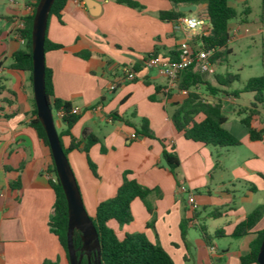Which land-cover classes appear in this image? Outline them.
<instances>
[{
    "label": "crops",
    "instance_id": "crops-1",
    "mask_svg": "<svg viewBox=\"0 0 264 264\" xmlns=\"http://www.w3.org/2000/svg\"><path fill=\"white\" fill-rule=\"evenodd\" d=\"M137 1L143 9L116 0H70L59 17L50 15L48 20L46 37L62 45L45 53L54 97L81 109V117L72 128L77 141H85L88 134L100 139L89 152L98 176L81 148L68 153L84 206L94 217L98 204L115 195L124 172L129 171L142 185L159 187L162 195L155 199L154 227H147L153 216L140 199L132 202L131 223L119 226L110 221L119 237L145 232L176 264H239V256L248 252L255 231L264 227L263 217L250 234L232 236L236 225L264 203V139L251 141L239 114L254 102V93L241 100L242 96L233 94L238 89H231L234 82L227 86L225 77L216 71L214 79L201 72L203 80L220 92L210 94L205 84L199 86V92L209 101H222L225 127L241 143L218 150L186 139L170 118L171 103L182 101L186 95L169 88L167 79L147 67L144 60L145 54L155 48L163 57H177L185 34L175 30L176 21L160 19L161 10L176 9V4L171 0ZM38 2L0 0V264H45L46 260L70 264L49 226L55 202L48 178L52 153L31 126L36 107L33 79L28 71L11 67L14 53L25 47V41L18 37L19 19L32 15ZM191 5L197 8L188 13L200 12L198 18L208 17L206 2ZM230 25L238 30L232 40L238 39L240 26L232 21ZM84 50L91 52L88 59L78 55ZM216 61L220 59L211 62L214 65ZM126 71L135 72L136 78L127 79ZM194 71H200L197 65ZM112 84L115 89H110ZM228 111L238 124L235 132L227 127L231 122ZM260 111L253 124L257 129L264 126V105ZM113 112L131 124L112 119ZM56 116L63 121L57 111ZM143 118L148 119L155 137L138 134ZM63 125L62 129L64 121ZM133 133L137 138H132ZM62 140L64 147H69L71 138L63 136ZM172 147L181 161L178 177L162 159L163 150ZM178 180L194 191L195 207L179 191ZM215 208L224 213L212 216ZM188 219L184 239L181 226ZM201 225L212 236V246L201 234L191 233ZM215 237L221 241L216 242ZM231 238L237 241H229Z\"/></svg>",
    "mask_w": 264,
    "mask_h": 264
},
{
    "label": "trees",
    "instance_id": "trees-1",
    "mask_svg": "<svg viewBox=\"0 0 264 264\" xmlns=\"http://www.w3.org/2000/svg\"><path fill=\"white\" fill-rule=\"evenodd\" d=\"M39 1V0H37ZM70 0H55L50 15L60 16L64 7ZM118 3L125 4L132 8L143 9L144 5L137 0H116ZM176 4V9L161 10L160 19L163 21H176L181 17H186L188 12H183L180 7L191 5L199 1L207 3L206 12L211 25V33L208 36H203L202 41L206 48L214 49V55L210 58L211 61L221 59L225 53L230 52L228 44L231 38V21L238 15L236 1L239 0H171ZM182 4V5H181ZM250 7H246L245 14L250 13ZM35 11L32 15L26 18V25L21 31L22 38L25 41L24 49L14 53L11 67L16 70L28 71L32 77V46H31V30ZM62 47L61 44L52 43L46 37L45 51ZM79 56L88 59L91 56L89 50H84L78 53ZM159 55V49L155 48L152 52H148L144 56L147 61L151 56ZM138 69L137 66L134 67ZM195 65L186 69L181 76L179 87L188 90V94L184 96L182 101L171 103L173 110L170 118L176 129L183 133L184 137L189 140L203 143L212 146L218 150L229 149L239 145L240 139L237 138L230 130L225 127L227 116L224 112V105L221 100L209 101L199 92V86L205 84V90L212 95H218L220 89L212 86L210 83L203 80L201 71H194ZM238 75L228 73L225 83L229 86ZM228 92V91H225ZM241 92L254 93V102L251 106H247L239 112L243 115L241 121L249 130V139L251 141H259L264 139V126L261 129L254 127V122L261 114L260 106L264 105V76H256L249 78L242 89L233 94L239 95ZM46 93L52 108V111H58L60 108L65 110L63 121L65 127L58 132L65 154L68 157L70 150L81 148L88 157L90 169L95 176H98L97 166L89 156L91 147L100 142V139L94 134H88L85 141H77L72 133L73 126L78 122L80 113H72V104L68 101L54 97L53 87L50 79L49 70L46 68ZM170 95V94H169ZM152 100L155 96L150 97ZM112 119L123 121L131 124L128 119L117 112L112 113ZM31 126L36 130L42 141L50 147L46 131L37 115V108L33 110ZM139 135L146 137H155L152 132L149 121L143 118L140 128L137 129ZM69 136L71 143L69 147H64L62 137ZM102 151H105L102 146ZM52 155V154H51ZM164 165L178 177L179 167L181 164L180 158L174 147L164 149L162 152ZM218 160L216 161V164ZM52 171L55 174V180L51 181L52 188L55 191V202L53 211L49 219V226L52 233L58 236L59 241L64 248V251L69 259L67 232H68V205L63 191V187L59 181L55 163L52 157ZM179 181V180H178ZM180 181L179 184L180 185ZM162 195L159 187H148L142 185L137 179L131 176L129 171L124 172L123 179L114 196L101 201L96 209V215L91 217L98 231L101 256L103 264H176L172 256L159 243L148 239L145 232L126 233L124 237H119L116 230L110 226V221L114 220L119 226L129 224L134 220L132 210V202L135 199H140L148 212L153 218L147 222V227H154L155 224V199ZM224 213L223 209L215 208L210 214L212 216H220ZM264 217V203L254 208L244 220L239 222L232 236L236 238L250 234L259 222ZM189 219L182 223V237L187 236V225ZM202 238L207 245L212 246V236L209 235L206 227H199ZM264 238V227L255 231V237L249 245L248 252L239 256V264H258L257 257L260 245ZM75 247L81 253L82 246L81 232L76 230L74 236ZM93 262V256H91ZM45 264H59V261L46 260ZM82 264H89L87 255L82 259Z\"/></svg>",
    "mask_w": 264,
    "mask_h": 264
},
{
    "label": "water",
    "instance_id": "water-1",
    "mask_svg": "<svg viewBox=\"0 0 264 264\" xmlns=\"http://www.w3.org/2000/svg\"><path fill=\"white\" fill-rule=\"evenodd\" d=\"M54 2L55 0H39L32 23V79L37 115L46 131L57 175L67 200L69 263L82 264L83 256L86 254L89 264H103L98 231L84 206L75 174L64 152L46 93L45 41L48 20ZM196 8V5H183L180 10L192 12ZM76 230L81 232L82 246L80 254H78L79 249L74 244ZM91 256H93V262H91ZM257 261L258 264H264V238L260 245Z\"/></svg>",
    "mask_w": 264,
    "mask_h": 264
},
{
    "label": "rangeland",
    "instance_id": "rangeland-1",
    "mask_svg": "<svg viewBox=\"0 0 264 264\" xmlns=\"http://www.w3.org/2000/svg\"><path fill=\"white\" fill-rule=\"evenodd\" d=\"M235 4L238 15L232 20V23H236L237 26H240L241 31L239 33V38L229 42L228 47L230 52L225 53L219 62L216 61V63H214V65L216 64L214 68L216 74L225 77L226 83L228 82L226 79L228 73L237 74L238 78L234 81L231 89L240 90L249 78L264 76V0H239L236 1ZM246 7H250L251 9L248 14L244 13ZM199 13L200 12L187 13V17L196 18ZM206 73L211 75V79H214L212 73ZM251 94L252 92H241L239 95L242 96L243 99H240L244 100L245 97ZM227 115L231 116V122L227 127L235 132L238 124L232 120L233 118L229 111ZM53 116L57 131L60 132L64 126L63 121L57 118L55 111H53ZM191 233L196 236H200L201 234L200 229L196 227L191 229ZM214 239L216 242L221 241L220 237H215ZM229 241L237 240L231 238Z\"/></svg>",
    "mask_w": 264,
    "mask_h": 264
},
{
    "label": "built area",
    "instance_id": "built-area-1",
    "mask_svg": "<svg viewBox=\"0 0 264 264\" xmlns=\"http://www.w3.org/2000/svg\"><path fill=\"white\" fill-rule=\"evenodd\" d=\"M77 2L85 3V0H74ZM26 25V19L20 18L17 24L18 37L22 40L21 31ZM175 30L182 31L185 34V39L179 43L178 54L174 59L166 58L161 55L151 56L146 61V66L155 68L158 73L165 77L168 81L169 88H175L182 95H187L188 90L179 87V82L182 76V73L191 67L192 65H197L201 72L215 73V68L210 58L214 55V49L206 48L202 41L203 36H208L211 33V25L209 17H181L176 20L174 25ZM238 30L235 27L231 29V38L237 34ZM197 40V42H195ZM126 77L129 80L136 78L135 72L126 71ZM116 85L112 84L110 89H115ZM72 113H80L81 109L79 107H72ZM57 114L60 118L63 119L65 115V110L60 108L57 111ZM132 138H137L135 133L132 134ZM48 178L50 181L55 180L54 172L48 173ZM180 192L186 194L188 204L192 207L196 206V197L194 191L185 183L181 182L178 185Z\"/></svg>",
    "mask_w": 264,
    "mask_h": 264
}]
</instances>
